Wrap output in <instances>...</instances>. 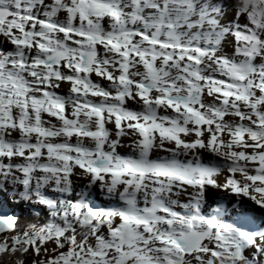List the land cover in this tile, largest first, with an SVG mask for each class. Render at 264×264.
<instances>
[{"label":"snow or ice","instance_id":"6c2138e0","mask_svg":"<svg viewBox=\"0 0 264 264\" xmlns=\"http://www.w3.org/2000/svg\"><path fill=\"white\" fill-rule=\"evenodd\" d=\"M0 264H264V0H0Z\"/></svg>","mask_w":264,"mask_h":264},{"label":"bare ground","instance_id":"6f19581e","mask_svg":"<svg viewBox=\"0 0 264 264\" xmlns=\"http://www.w3.org/2000/svg\"><path fill=\"white\" fill-rule=\"evenodd\" d=\"M122 152L127 151L126 149H121Z\"/></svg>","mask_w":264,"mask_h":264}]
</instances>
